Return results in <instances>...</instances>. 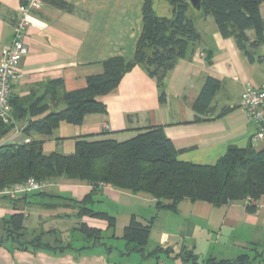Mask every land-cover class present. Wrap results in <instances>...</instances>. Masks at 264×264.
<instances>
[{
	"label": "crops",
	"instance_id": "crops-1",
	"mask_svg": "<svg viewBox=\"0 0 264 264\" xmlns=\"http://www.w3.org/2000/svg\"><path fill=\"white\" fill-rule=\"evenodd\" d=\"M62 1L72 6L73 11L45 2L32 13L25 38L28 54L20 63L22 78L12 87L13 99L42 97L47 84L56 80H63L68 92L80 90L87 86L89 77L104 73L105 61L117 57L134 59L144 27L145 0ZM21 4L22 0H0V63L4 48L13 40ZM260 9L264 20V4ZM194 18L201 41L192 54L179 60L168 73L164 84L165 102L160 101L157 81L143 67L137 66L113 92L98 99L105 105L106 113L88 115L81 126L62 122L52 137L34 132L31 136L24 135L30 119L27 117L16 123V128L0 145L44 141L45 154L70 156L75 153L79 139L125 142L134 138L138 130L163 126L166 136L180 152L178 158L182 162L215 165L231 146L245 149L252 145L258 151L264 150V139L255 138L259 126L241 103L250 90L264 84V47L258 49V57L251 62L235 38H226L220 33L212 16L199 14ZM248 34L254 41L255 32L248 31ZM208 78L219 81L220 86L210 113L202 114L195 111L194 104ZM227 108L231 111L222 115ZM51 110L54 106L49 104L44 113L31 119H41ZM43 189L48 195L80 201L93 187L79 180L59 179L46 183ZM101 189L91 207L116 218L113 240L122 242L124 229L135 216L144 224L152 221L149 242L155 247L172 248V256L185 249L205 261L211 257L219 260L237 257L255 246L264 250V198L253 215L243 202L216 208L204 202L183 201L178 211L173 212L158 210L157 201L144 193L132 194L111 186ZM48 203L58 207L43 206ZM16 213L26 216L25 226L30 231L57 232L45 235L44 240L53 242L56 236H61L64 245L68 243L74 249L63 253H12L2 247L0 264H108L106 247L85 248L91 246L81 245V241H86L75 231L79 224L85 223L106 234L104 242L111 245L107 222L89 217L80 219L77 210L61 199L43 200L27 195L10 201L0 197V218ZM81 248L84 250L76 251ZM160 264H168V261L161 258Z\"/></svg>",
	"mask_w": 264,
	"mask_h": 264
},
{
	"label": "trees",
	"instance_id": "trees-1",
	"mask_svg": "<svg viewBox=\"0 0 264 264\" xmlns=\"http://www.w3.org/2000/svg\"><path fill=\"white\" fill-rule=\"evenodd\" d=\"M41 1L68 12L73 11V7L62 0ZM165 1L169 4V17L157 15L156 0H145L144 27L133 60L117 57L105 61L104 73L89 77L87 86L80 90L68 92L63 80H56L49 82L44 95L37 99H13L11 91L10 120H0V141L16 128L18 121L27 117L30 119L23 130L24 135L31 136L34 132L52 137L62 122L81 126L88 115L106 113L105 105L98 99L113 92L125 75L137 66L143 67L157 81L160 101L165 102L164 84L168 73L179 60L196 50L202 38L191 14L194 8L190 1ZM27 2L22 0L21 5ZM263 4L264 0H202L198 11L201 16H212L220 33L226 38H235L244 56L254 62L258 57V49L264 47V20L260 9ZM248 31L255 32L254 41H251ZM207 62L211 63L209 56ZM205 81L194 104L195 111L202 114L210 113L215 92L220 86V82L214 78ZM49 104L54 106V110L41 119H31L44 113ZM229 111L230 108L225 109L222 115ZM43 144L44 141L28 140L26 143L0 145V197L10 201L27 195L43 200H64L69 207L77 210L80 219L89 217L107 222L111 239H115L116 218L91 207L94 196L101 193L103 186L132 194L150 195L157 201L158 210L173 212L178 211L183 201L204 202L216 208L243 202L248 213L253 215L258 212V203L264 198V150L258 151L252 145L245 149L229 147L215 165H196L179 160L180 152L166 136L163 126L138 130L134 138L125 142L79 139L76 141L75 153L70 156L59 153L47 155ZM31 178L42 185L41 190L14 197L4 194V191ZM59 179L87 182L93 189L80 201L48 195L43 189L45 184ZM43 206L50 209L58 207L54 203ZM25 221L23 213L0 218V248L7 247L12 253H63L74 249L68 243L64 245L61 236H56L53 242L44 240L45 235L57 232L30 231ZM152 224V221L144 224L135 216L132 217L122 237L125 249L118 250L121 256L137 253L142 255L143 260L156 259L155 264H160L163 255L169 260L180 259L184 264H264V250L256 246L237 257L220 260L211 257L201 262L194 252L185 249L173 257L172 248L164 249L161 246L146 253ZM75 231L91 246L85 248L103 246L110 253L116 250L114 246L104 243V234L98 229L81 223ZM82 250L84 248L76 251Z\"/></svg>",
	"mask_w": 264,
	"mask_h": 264
},
{
	"label": "built area",
	"instance_id": "built-area-1",
	"mask_svg": "<svg viewBox=\"0 0 264 264\" xmlns=\"http://www.w3.org/2000/svg\"><path fill=\"white\" fill-rule=\"evenodd\" d=\"M43 6L44 3L41 0H28L26 5L20 6L13 40L3 50V57L0 63V120L4 122H9L10 120L12 86L22 78L19 66L23 58L28 54L25 38L31 25L32 13ZM201 56L203 57L204 53H201ZM241 103L250 118L259 126L255 135L256 140L262 141L264 139V84L259 89L250 90ZM41 189L42 185L31 178L23 184L13 186L11 189L4 191V194L14 197L18 194L33 193Z\"/></svg>",
	"mask_w": 264,
	"mask_h": 264
},
{
	"label": "rangeland",
	"instance_id": "rangeland-1",
	"mask_svg": "<svg viewBox=\"0 0 264 264\" xmlns=\"http://www.w3.org/2000/svg\"><path fill=\"white\" fill-rule=\"evenodd\" d=\"M168 9H169V4L165 0H156V2H155V10H156V13H157L158 16H160V17H169L170 13L168 12ZM191 14H193L195 17H198L199 16V11L195 12L194 10H192ZM263 51H264V49H263ZM74 237L76 238V236H74ZM108 238H109V240L112 241L111 245L115 246L118 250L124 251L125 242L123 240H122V242H120V241L113 240L110 237H108ZM104 241H107L106 234L104 235ZM81 242H82L81 245L89 244V243H86V242L84 243L83 241H81ZM115 242L117 244H114ZM77 244H79V243H77ZM155 249H156V247L153 245V243L151 241L146 246V253L152 252ZM118 250L115 251L114 253H110V252H108L107 248H104V252H106L107 254L109 253V255L107 257L108 264H155L157 262V260L154 259V258H147V259L143 260L142 255L137 254V253H134V254L129 255V256H121V253ZM162 259L165 260V261H168V264H182L183 263V261L180 260V259L177 260V262L175 260H167L168 258L167 257L165 258V255L162 256ZM199 261L201 262L202 260H199ZM189 264H191V263H189Z\"/></svg>",
	"mask_w": 264,
	"mask_h": 264
},
{
	"label": "water",
	"instance_id": "water-1",
	"mask_svg": "<svg viewBox=\"0 0 264 264\" xmlns=\"http://www.w3.org/2000/svg\"><path fill=\"white\" fill-rule=\"evenodd\" d=\"M191 6L194 8V10L198 11L201 9V2L202 0H189Z\"/></svg>",
	"mask_w": 264,
	"mask_h": 264
}]
</instances>
